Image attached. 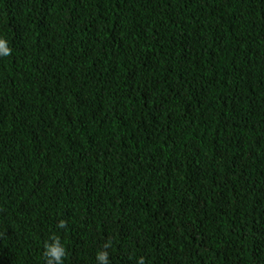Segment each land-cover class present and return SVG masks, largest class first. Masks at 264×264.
Masks as SVG:
<instances>
[{"label": "trees", "instance_id": "16d2710c", "mask_svg": "<svg viewBox=\"0 0 264 264\" xmlns=\"http://www.w3.org/2000/svg\"><path fill=\"white\" fill-rule=\"evenodd\" d=\"M127 1L0 0V264H264V0Z\"/></svg>", "mask_w": 264, "mask_h": 264}, {"label": "clouds", "instance_id": "9594fccd", "mask_svg": "<svg viewBox=\"0 0 264 264\" xmlns=\"http://www.w3.org/2000/svg\"><path fill=\"white\" fill-rule=\"evenodd\" d=\"M135 4L138 0H132ZM113 3L116 6V14L115 20L118 23L128 24L132 20H134L138 16V9L131 8L130 4L127 0H113ZM12 49L10 48L8 42L5 39L0 38V57L10 56ZM217 68H221L219 62H215ZM130 81V83H134L135 78V69L125 71L123 73ZM109 96V95H108ZM108 96H103V98H107ZM237 135V132L232 133L230 136L232 139ZM166 145V142L165 144ZM166 150H174L179 151V144H175L174 146H167ZM161 146L158 144L154 148V152H149V162L161 160ZM57 227L59 229L66 228V222L61 221ZM107 247V245L105 246ZM44 257L46 260V264H64V260L66 258V249L64 245L61 243L58 236H52L49 238V242L45 243L44 246ZM97 261L98 264H110L108 259V253L106 251H100L97 253ZM137 264H145V260L143 257L137 260Z\"/></svg>", "mask_w": 264, "mask_h": 264}]
</instances>
